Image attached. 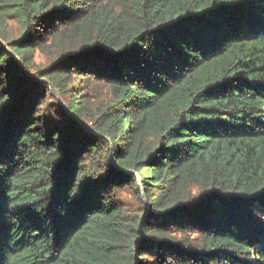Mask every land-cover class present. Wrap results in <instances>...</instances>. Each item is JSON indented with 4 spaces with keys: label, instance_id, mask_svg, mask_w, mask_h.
I'll return each mask as SVG.
<instances>
[{
    "label": "trees",
    "instance_id": "16d2710c",
    "mask_svg": "<svg viewBox=\"0 0 264 264\" xmlns=\"http://www.w3.org/2000/svg\"><path fill=\"white\" fill-rule=\"evenodd\" d=\"M0 264H264V0H0Z\"/></svg>",
    "mask_w": 264,
    "mask_h": 264
},
{
    "label": "rangeland",
    "instance_id": "374dc122",
    "mask_svg": "<svg viewBox=\"0 0 264 264\" xmlns=\"http://www.w3.org/2000/svg\"><path fill=\"white\" fill-rule=\"evenodd\" d=\"M11 24V27L10 29L13 31V33H15V25L13 23H10ZM48 55L47 54H43V53H36L35 56H34V68L33 69H37V68H43L44 66L47 65V63L49 62L48 60ZM33 76V74H32ZM41 81L44 82V80L42 79ZM93 91V94L96 93L97 96H99L100 94V91L99 89H94L92 88V90L90 91L92 93ZM53 93H54V99H56V101L62 106V107H65L67 106V101L65 99H63L62 97H60V95L58 94L57 91H54L53 90ZM48 101L49 103L52 105V106H55L56 105V102L49 99L48 98ZM53 114V113H52Z\"/></svg>",
    "mask_w": 264,
    "mask_h": 264
}]
</instances>
